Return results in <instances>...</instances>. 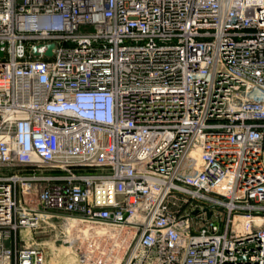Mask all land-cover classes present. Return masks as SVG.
I'll return each instance as SVG.
<instances>
[{
	"label": "built area",
	"instance_id": "2783aa9c",
	"mask_svg": "<svg viewBox=\"0 0 264 264\" xmlns=\"http://www.w3.org/2000/svg\"><path fill=\"white\" fill-rule=\"evenodd\" d=\"M0 53V264H264V0H0Z\"/></svg>",
	"mask_w": 264,
	"mask_h": 264
},
{
	"label": "rangeland",
	"instance_id": "374dc122",
	"mask_svg": "<svg viewBox=\"0 0 264 264\" xmlns=\"http://www.w3.org/2000/svg\"><path fill=\"white\" fill-rule=\"evenodd\" d=\"M203 216L210 218V213ZM60 221V219L40 221L37 228L29 231L30 235L24 236L22 245L41 248L45 253V264H77V257L73 253H69L68 247L72 240L78 241L79 239V242H82L84 240L82 232L87 230L85 227L75 224L65 235L64 232L61 233L64 230H60L58 227Z\"/></svg>",
	"mask_w": 264,
	"mask_h": 264
},
{
	"label": "bare ground",
	"instance_id": "6f19581e",
	"mask_svg": "<svg viewBox=\"0 0 264 264\" xmlns=\"http://www.w3.org/2000/svg\"><path fill=\"white\" fill-rule=\"evenodd\" d=\"M254 222L256 224H258V219H255ZM246 223V220L237 216L235 217V222H234V229H240L241 227H243ZM24 234H28L30 235L29 231L26 230L24 231ZM117 235H111V234H102L99 239H96V243L94 245V243L92 244H88L86 246L82 245L83 247V251H85V264H95V249H99V250H103V251H108V249L110 248L111 245L115 246L118 244L119 241V236ZM95 242V240H93ZM114 242V244H113ZM112 243V244H111ZM75 245L74 242L71 243V246L68 247L69 253H71L75 247H73ZM80 246V244H79ZM111 246V248L113 247ZM66 259V258H65ZM64 263V262H63Z\"/></svg>",
	"mask_w": 264,
	"mask_h": 264
},
{
	"label": "water",
	"instance_id": "95a60500",
	"mask_svg": "<svg viewBox=\"0 0 264 264\" xmlns=\"http://www.w3.org/2000/svg\"><path fill=\"white\" fill-rule=\"evenodd\" d=\"M50 47H51V45H50ZM47 53H48V54L50 53V50H49V49H48ZM0 54H1V53H0Z\"/></svg>",
	"mask_w": 264,
	"mask_h": 264
}]
</instances>
